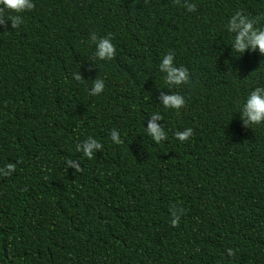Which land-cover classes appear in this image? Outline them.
<instances>
[{"label": "trees", "instance_id": "trees-1", "mask_svg": "<svg viewBox=\"0 0 264 264\" xmlns=\"http://www.w3.org/2000/svg\"><path fill=\"white\" fill-rule=\"evenodd\" d=\"M33 3L16 27L0 20V264H264V123L239 113L264 57L232 53L225 28L237 11L264 27V0ZM168 52L186 84L164 82ZM169 93L180 109L162 106Z\"/></svg>", "mask_w": 264, "mask_h": 264}, {"label": "clouds", "instance_id": "clouds-1", "mask_svg": "<svg viewBox=\"0 0 264 264\" xmlns=\"http://www.w3.org/2000/svg\"><path fill=\"white\" fill-rule=\"evenodd\" d=\"M34 7L33 0H0V9L6 12L13 13L12 15H0V20L7 19L13 27H16L22 22L21 13L31 10ZM185 7L189 12L194 11L195 5L185 3ZM225 28L228 33L232 34L231 52L242 55L246 50L251 52L255 51L264 57V27L257 28L254 26L252 20L240 14L239 11L235 12L227 20ZM94 44L93 55L99 61H108L115 54V46L111 41L110 36H104L97 39L93 34L91 41ZM159 72L163 74L164 82L169 86H178L188 82L189 73L184 66L177 67L174 63V56L171 52L162 55L158 64ZM75 81H80L81 77L78 72L72 73ZM104 89V80L96 78L91 85V94L98 95ZM159 99L164 108H171L173 110L180 109L185 99L178 93H169L167 95L161 94ZM240 119L245 124L260 125L264 123V86H257L249 91L239 109ZM161 119L159 114L154 113L151 120L147 124V134L157 143L165 138V131L159 127L155 121ZM192 129L184 128L182 132H176V138L183 142L191 136ZM110 138L114 143L119 144L120 140L117 136L116 130H112ZM86 157H91L94 149H99L101 144L92 137H88L81 145L78 146ZM8 169H12L13 165H5ZM172 223H176L175 211L172 212ZM228 255L231 256L232 250H227Z\"/></svg>", "mask_w": 264, "mask_h": 264}]
</instances>
